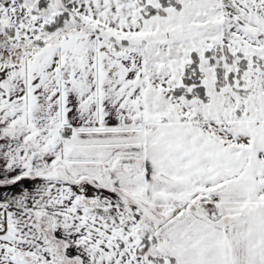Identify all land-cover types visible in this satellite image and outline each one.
Here are the masks:
<instances>
[{"label": "snow or ice", "instance_id": "6c2138e0", "mask_svg": "<svg viewBox=\"0 0 264 264\" xmlns=\"http://www.w3.org/2000/svg\"><path fill=\"white\" fill-rule=\"evenodd\" d=\"M0 264H264V0H0Z\"/></svg>", "mask_w": 264, "mask_h": 264}]
</instances>
